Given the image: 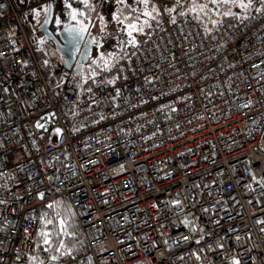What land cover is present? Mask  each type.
<instances>
[{"label": "built area", "instance_id": "2783aa9c", "mask_svg": "<svg viewBox=\"0 0 264 264\" xmlns=\"http://www.w3.org/2000/svg\"><path fill=\"white\" fill-rule=\"evenodd\" d=\"M47 3L0 0V264H52L48 204L55 264H264V11L162 15L104 77L29 22Z\"/></svg>", "mask_w": 264, "mask_h": 264}, {"label": "snow or ice", "instance_id": "6c2138e0", "mask_svg": "<svg viewBox=\"0 0 264 264\" xmlns=\"http://www.w3.org/2000/svg\"><path fill=\"white\" fill-rule=\"evenodd\" d=\"M81 4H83L86 8L91 9L95 12V8L90 0H79ZM116 8L114 11L110 13V21L115 22L117 26L120 27L121 31L126 34L128 39L126 41H122V44H127L135 47L137 45V40L134 33H142L144 28L150 27V20H155L157 16H159L161 9H158L155 4L151 3V0H114ZM256 0H208L207 4L201 5L199 3H192L189 8L190 13H204L205 15L208 12L217 13L221 16H230L234 15L231 12V7H237L241 9L243 12H247L249 9H254L256 12L264 11V0H259L260 7H255ZM230 6L227 11H220V6ZM50 5L43 9L45 12V20L44 25H47L49 22V9ZM185 5L181 4L180 0H175V4L172 7H163V11L168 12L169 14L173 12H177L179 9V15H186L184 11ZM65 9L70 11L68 15L71 21H74L73 24H66L63 27V31L67 34L68 39V47L79 51V45L83 42L85 46V50L87 49L88 43L96 42L95 37H91L90 41H84L83 37L85 33L89 32V27L93 26L91 20L85 16V13L78 11L76 8H72V5L68 3V0H65ZM35 14L38 16L39 11L33 10ZM127 12V15L124 13ZM80 17H84L81 19ZM246 18V17H245ZM173 23L175 20L172 21ZM98 23L100 27V31L104 32L107 21L105 20L103 15L98 16ZM213 24L218 23V21L213 20ZM55 24L60 26L62 24V20L60 17L55 19ZM43 27V25H42ZM43 43V41H41ZM83 55V53H81ZM111 59V57H109ZM100 60L103 61L104 68H108V62L105 60L103 54L100 56ZM47 63V61H45ZM93 63H96L94 60ZM59 132V130H57ZM41 199H43L44 194H39ZM5 203L0 200V204ZM46 207L54 212V216L49 218L47 214L40 216L41 222L44 224V228H42L38 235L42 242L41 250L46 254V260L55 264V262L66 254L67 250L65 248L64 240L62 237L71 235L69 231L70 223L69 220L63 216L59 211H56L53 204H48ZM51 226V227H49ZM25 231H27L25 229ZM58 243L59 246H56ZM57 253L58 255H53L52 253ZM70 255V253H67ZM32 260L34 264H45V260L38 259L33 257ZM232 264H239L238 260H233Z\"/></svg>", "mask_w": 264, "mask_h": 264}, {"label": "rangeland", "instance_id": "374dc122", "mask_svg": "<svg viewBox=\"0 0 264 264\" xmlns=\"http://www.w3.org/2000/svg\"><path fill=\"white\" fill-rule=\"evenodd\" d=\"M131 2V0H129ZM181 4L185 5L184 11L188 14H191L195 20L205 29H209L212 25L213 20L219 21L221 18L224 17H229V16H221L217 13L213 12H208L207 15L204 13H190L189 8L191 7L192 3H199L201 5L207 4L208 0H180ZM55 3V8H54V15L53 19L50 25V28L53 31H57L58 29L62 28L66 24L70 23H75L74 21H71L68 12L70 9L66 10L65 9V0H54ZM151 3L155 4V6L158 9H161L159 16L155 20H150L149 23H154L159 18L162 17V15L166 16L169 19H174L178 16L179 9H177V12H173L169 14L168 12L163 11V7H172L175 4V0H151ZM71 4V3H70ZM72 5V4H71ZM228 7L230 6H220V11H227ZM255 7H260L259 0H256ZM72 8L78 9V11L85 13V16H87L93 26L89 27V32L91 36H89L88 33L86 35L88 37H95V41H98L99 43L97 44L96 42H93V46L91 48V51L89 53V57L85 64L83 65L81 72L83 75H90V74H95L98 73L99 70H105L103 61L100 60L101 54L104 55L105 60L108 62V67L110 64L120 55L127 54L132 46L127 45V44H122V41H126L128 37L126 34H124L120 27L115 24V22L110 21V13L111 11H114L116 6H103L101 10L97 13L93 12L89 8H77L72 5ZM253 9H249L247 12H243L241 9L237 7H231V12L234 15L230 16H235L237 18L243 17L248 15ZM39 15L37 16L35 13L30 17L29 22L32 24H36L37 22H40L42 18L44 17L45 12L43 9L39 10ZM127 15V12L124 13ZM103 15L105 20L108 22L107 26L104 30V32L100 31L99 23H98V16ZM57 17H60L62 20V24L60 26H57L55 24V19ZM83 19L84 17H80ZM219 23V22H218ZM217 24V23H216ZM137 33H134L136 35ZM111 57V59H109ZM96 61V63H93V61Z\"/></svg>", "mask_w": 264, "mask_h": 264}, {"label": "water", "instance_id": "95a60500", "mask_svg": "<svg viewBox=\"0 0 264 264\" xmlns=\"http://www.w3.org/2000/svg\"><path fill=\"white\" fill-rule=\"evenodd\" d=\"M49 5L51 6L49 9V13H48L49 22L47 23V25H44V20H45V14H44V17L38 24V30L44 35L46 39L51 40L55 44L58 51L63 55L65 66L73 67V70L76 73H80L83 65L85 64V62L87 61L89 57V53L93 46V42L88 43L86 50H85V46L83 42L79 45V51H76L68 47L67 46L68 45L67 34L63 31L64 26L58 29L56 33H54L50 28L53 15H54V4L51 0H48L46 7H48ZM70 24H73V23H70ZM90 39L91 38L88 37L85 33L83 40L90 41ZM81 53H83V55H81Z\"/></svg>", "mask_w": 264, "mask_h": 264}, {"label": "trees", "instance_id": "16d2710c", "mask_svg": "<svg viewBox=\"0 0 264 264\" xmlns=\"http://www.w3.org/2000/svg\"><path fill=\"white\" fill-rule=\"evenodd\" d=\"M236 18L235 16H229V17H224V18H221L218 22H225L227 20H232ZM98 74H100L101 76H109L111 75V71L109 68L105 69V70H99L98 71Z\"/></svg>", "mask_w": 264, "mask_h": 264}]
</instances>
